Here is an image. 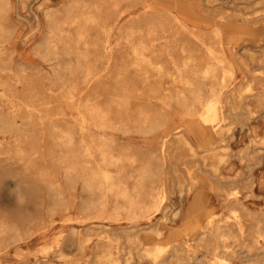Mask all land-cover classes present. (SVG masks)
Returning a JSON list of instances; mask_svg holds the SVG:
<instances>
[{
  "label": "rangeland",
  "instance_id": "374dc122",
  "mask_svg": "<svg viewBox=\"0 0 264 264\" xmlns=\"http://www.w3.org/2000/svg\"><path fill=\"white\" fill-rule=\"evenodd\" d=\"M70 1L9 0L8 5L4 0H0V81H3L0 84L1 103L5 104L7 101L9 104L5 105L9 106L10 96L18 102L21 96L27 98L29 91L35 90L47 104L53 107L58 104L57 93L64 83L63 80L73 77L67 64L68 58L74 54L47 53L48 47L42 42L49 34L46 11L58 10V15L62 16ZM111 2L114 7L113 14L125 9L110 36L113 45L120 42L111 53L112 70L127 71L131 82L138 85L142 84V77L133 65L134 53L126 41L128 26L132 24L130 19L138 20L143 15V19L135 24L147 28V17L160 14L176 33L173 37L178 45L186 43L193 48L196 46L195 49H198L200 54L205 52L201 38L210 40L211 29L215 26L221 27L226 55L236 67V76L224 89V94L232 91L235 93L234 99L227 102V105L238 106L236 113H229L225 120L213 123L212 125L215 124V128L221 129V132L211 135V127L196 128L194 123L197 124L198 116L185 115L178 102L174 101L172 106L168 107L171 126L177 123L181 128L194 126L195 129L194 134H188L198 152L192 154L186 150L188 155L175 161L186 183H191L188 167L192 168L199 182L191 193L185 191L182 195L176 183L178 177L172 168L171 162L174 158L167 155V160L165 159L163 151L160 150V142L146 138L139 120L131 116H116L113 123L99 129L101 133L114 135L119 145L131 150L155 149L157 164L161 165L164 158V171L174 179L168 184L170 195L163 210L149 217L132 220L124 215L121 218L110 217L115 201L111 193L106 196L107 205L103 211L97 210L95 206L89 208L91 211L88 209L86 202L93 196L92 192L83 184L82 179L73 183L66 178L63 155L68 148L59 138L61 133L58 127L64 129L69 127V124L60 120L57 122V128H53L46 121L42 122L40 115L30 114V110L23 106L21 111L24 115L16 117V125L14 124L12 131L0 133V219L18 223L21 231L18 233L11 230L0 234V264H94L103 248L98 246L97 242L108 240V235L113 238L112 248L115 255L123 256L128 248H133L132 256L135 257L131 259L130 264H152L151 259L143 258L139 251L147 243L157 240L151 228L153 226L161 229V242L172 243L188 239L191 250L196 248L201 255L210 256L207 248L197 239L201 230L188 233L184 229L188 216L192 214L191 205L199 189H203L201 205L205 212L199 219L200 225L206 224L208 211L212 210L217 218L226 217L231 213L227 200L232 196L226 193L219 196L218 189L211 187L215 179L205 171L203 153L206 147H216L218 152L227 151V160L221 165V171L226 174L225 179L233 181L225 180L221 185L229 191L236 188L237 195L251 210L264 209V103L256 95L264 90V0H120L118 6L117 0H109V3ZM220 17L237 25L235 28L226 26ZM94 35L98 40L103 38L99 29L94 30ZM92 55L97 54L93 52ZM170 80V77L165 76L161 85H168ZM206 83H210V80ZM7 88H11L15 95L9 96ZM209 88L210 85L206 84L205 93L208 95ZM61 104L68 112L66 118L70 117L71 108L65 103ZM150 105L159 108L162 102L154 100ZM198 107L201 108L202 105L198 103ZM247 110H250L248 114H242ZM78 136V132L74 133L75 142L78 141ZM246 148L254 155L241 159L238 153ZM207 161H211V158ZM45 172L54 177V187L48 186L50 182L47 181ZM55 188L70 197L68 203L56 198ZM245 222L249 225L252 220L245 219ZM129 234H135L141 245L132 247ZM58 235H61L60 242L57 241ZM245 238L247 241L251 239L248 235ZM44 246L48 247L47 251ZM231 262L256 264V259L255 256L234 257ZM120 263L126 264L123 259ZM110 264H113L112 261ZM188 264L198 263L188 260Z\"/></svg>",
  "mask_w": 264,
  "mask_h": 264
},
{
  "label": "bare ground",
  "instance_id": "6f19581e",
  "mask_svg": "<svg viewBox=\"0 0 264 264\" xmlns=\"http://www.w3.org/2000/svg\"><path fill=\"white\" fill-rule=\"evenodd\" d=\"M8 1L4 0V3ZM118 5L120 0L116 2V6ZM113 8L109 0H71L62 16L58 15V10L46 11L49 34L45 36L42 44L47 45L46 52L50 54H74L68 58L67 64L72 70L73 77L63 80L64 83L57 93L59 101L54 107L47 104V101L35 90L29 91V95L25 94L27 98L21 96L17 102L15 98H10V95H15L14 91L7 88L11 105H5L9 104L6 103L7 101L5 104L0 102V133L12 131L16 117L24 115L21 111L23 106L30 110V114L40 115L42 122L46 121L53 128H57L58 121L65 120L69 127L64 129L58 127V130L61 133L59 138L68 148L63 155L66 178L73 183L82 179L83 184L92 192L93 196L86 202L88 209L95 206L97 210L103 211L107 205L106 196L111 193L115 201L110 217L121 218L124 215L136 220L149 217L165 207L170 195L168 184L174 180L171 179L172 175L164 171L163 163L167 160V155L174 158L171 163L174 174L178 177L176 183L181 195L185 191L191 193L199 182L192 168L188 167L191 183H186L175 161L185 158L188 155L186 150L192 154L198 152L188 134V132L194 134V126L187 129L179 127L177 123L171 126L169 124L171 113L168 107L176 101L183 108L185 115L198 116L197 124L194 123L197 125L196 128L211 127V135L221 132V129H216L215 124H212L225 120L229 113H236L238 107L234 104L227 105V102L235 97L233 91L224 94V89L236 76V67L226 55L221 27L215 26L211 29L210 40L198 35L205 49L204 54H200V51L195 49L196 46L193 48L186 43L178 45L173 37L176 33L171 30L166 18L164 19L160 14L147 17V28L136 25L135 22L143 19L142 15L138 20L130 19L129 22L132 24L128 26L126 41L134 53L133 65L139 70L143 81L141 85L131 82L127 71L112 70L111 53L120 42L113 45L110 36L125 11L122 9L118 14H113ZM220 18L221 21L224 20L226 26L237 25L224 17ZM178 19L183 21L179 17ZM95 29H99L103 34L101 40L94 35ZM93 52L97 55L93 56ZM165 76L170 77L171 80L168 85L162 86ZM207 80H210V83H206ZM2 83L3 81H0V84ZM206 84L210 85L207 90L209 95L205 93ZM256 95L264 103V90ZM154 100L162 102L161 107H152L150 104ZM61 103L71 108L70 117L66 118L68 112L63 109ZM198 103L202 105L201 108L198 107ZM250 110L242 114H248ZM116 116H131L139 120L140 128L146 133V138L160 142V150L163 151L166 160L163 158L161 165L157 164L155 149L131 150L129 147L119 145L114 135L101 133L99 129L113 123ZM71 125L75 127L72 128ZM76 132L79 134L77 142H75L76 136L74 137ZM0 142H2L1 136ZM204 151L205 171L215 179L211 187L218 189L219 196H224L225 193L232 196L227 200L231 213L226 217L217 218L212 210V212L208 211V220L202 226L199 224V219L205 212L201 205L203 189H199L191 205L192 214L188 216L185 224L183 222L184 229L188 233L201 230L197 239L207 248L210 256L201 255L195 247L191 250L188 239L172 243L161 242L159 236L162 231L157 226L151 227L157 240L153 239L155 241L147 243L139 252L143 258H150L152 264H188V260H195L198 264H234L231 262L234 257L251 256H255L256 264H264V209L251 210L237 195L236 188L229 191L221 185L225 180L233 181L225 179L226 174L221 171V165L227 160V151L218 152L216 147H206ZM253 155L247 148L238 153L241 159ZM208 158H211V161H207ZM45 174L47 181L50 182V185H47L54 187V177L47 172ZM204 179L203 177L202 181ZM54 192L56 198L69 202L70 197L65 196L60 189L55 188ZM249 218L252 222L248 225L245 219ZM11 230L20 233V225L1 218L0 234ZM246 235L251 237L249 241L245 238ZM108 236H106L108 240L97 242V245L103 248L94 264H110V261L113 264H121L122 259L126 264H130L131 259L135 257L132 256L133 248H128L123 256L115 255L112 248L113 238ZM129 236L132 247L141 245L140 239L135 234ZM60 239L61 235H58L57 241L60 242ZM47 248L44 246L45 251Z\"/></svg>",
  "mask_w": 264,
  "mask_h": 264
}]
</instances>
